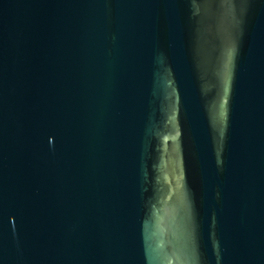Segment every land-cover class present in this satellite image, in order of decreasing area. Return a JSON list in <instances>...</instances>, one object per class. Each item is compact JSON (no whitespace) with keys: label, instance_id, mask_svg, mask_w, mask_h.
Returning <instances> with one entry per match:
<instances>
[{"label":"water","instance_id":"water-1","mask_svg":"<svg viewBox=\"0 0 264 264\" xmlns=\"http://www.w3.org/2000/svg\"><path fill=\"white\" fill-rule=\"evenodd\" d=\"M0 264H264V0H0Z\"/></svg>","mask_w":264,"mask_h":264}]
</instances>
